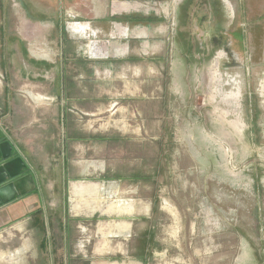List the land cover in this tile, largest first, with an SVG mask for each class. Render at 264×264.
I'll use <instances>...</instances> for the list:
<instances>
[{"label": "rangeland", "instance_id": "obj_1", "mask_svg": "<svg viewBox=\"0 0 264 264\" xmlns=\"http://www.w3.org/2000/svg\"><path fill=\"white\" fill-rule=\"evenodd\" d=\"M0 117L75 244L264 264V0H0ZM16 231L0 264H40Z\"/></svg>", "mask_w": 264, "mask_h": 264}, {"label": "crops", "instance_id": "obj_2", "mask_svg": "<svg viewBox=\"0 0 264 264\" xmlns=\"http://www.w3.org/2000/svg\"><path fill=\"white\" fill-rule=\"evenodd\" d=\"M6 121L7 124L0 117V232L12 228L18 233L22 231L30 240L28 247L23 246L22 249L32 251L31 240L35 229L38 240L32 243L38 247L35 253H38L40 264H143L142 256L125 257L119 252L120 245L111 248V239L124 241L128 236L130 224L126 220H115L113 226L110 222L99 224L100 232L104 227L103 238L91 241L87 235L85 243H74L76 226L64 219L71 216L70 211L62 198L60 203L46 202L48 195L57 194V189L50 192L43 185L42 178L38 180L29 163V150L22 141L24 134L14 128L9 119L6 118ZM93 209L91 207L90 215L95 213ZM71 211L77 215L80 209L72 205ZM89 231L86 229L87 234Z\"/></svg>", "mask_w": 264, "mask_h": 264}, {"label": "bare ground", "instance_id": "obj_3", "mask_svg": "<svg viewBox=\"0 0 264 264\" xmlns=\"http://www.w3.org/2000/svg\"><path fill=\"white\" fill-rule=\"evenodd\" d=\"M75 25H78V24H75ZM78 27H81V26L79 25ZM73 28H74V27H73ZM71 30H72V29H71ZM75 30H76V29H75ZM76 32H77V31H76ZM76 32H75V33H76ZM81 33H82V32H81ZM78 34H79V31H78ZM73 206H74V205H73ZM21 252H22V251H21Z\"/></svg>", "mask_w": 264, "mask_h": 264}]
</instances>
